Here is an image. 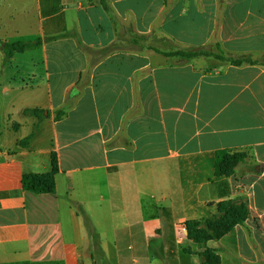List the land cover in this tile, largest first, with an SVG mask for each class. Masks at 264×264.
Wrapping results in <instances>:
<instances>
[{
	"label": "crops",
	"instance_id": "obj_1",
	"mask_svg": "<svg viewBox=\"0 0 264 264\" xmlns=\"http://www.w3.org/2000/svg\"><path fill=\"white\" fill-rule=\"evenodd\" d=\"M104 1L114 23L102 0H87V7L84 0H36L33 41L41 46L9 60L0 51V264H191L188 257L203 264L201 256L184 253L199 249L180 227L214 215L222 200L245 201L248 217L207 247L219 264H264V188L257 189L264 180V67L217 61L224 67L210 78L187 61L151 51L100 56L116 39L113 27L121 32L128 17L138 35L151 34L156 24L168 32L174 24L167 18L181 7L171 5L177 0H147L139 8ZM210 1L188 7L213 13L219 5ZM241 6L246 18L235 15L227 30L207 31L198 43L214 35L223 55L264 57V36L255 33L264 19ZM169 38L173 49L192 47ZM59 110L65 115L56 120ZM221 150L247 152L248 164L210 183L209 163ZM52 155L54 193L23 191L21 177L49 173ZM184 170L191 174L187 196Z\"/></svg>",
	"mask_w": 264,
	"mask_h": 264
},
{
	"label": "rangeland",
	"instance_id": "obj_2",
	"mask_svg": "<svg viewBox=\"0 0 264 264\" xmlns=\"http://www.w3.org/2000/svg\"><path fill=\"white\" fill-rule=\"evenodd\" d=\"M168 1L169 0H167V2ZM214 1L218 2V4L216 2V5H219V8L218 10H215L212 13L210 9H207V10L198 9L197 12H195L193 9H189L188 7V5H211L210 0H177L175 3L171 5H181V7L176 13H172L171 16L167 18V22L172 23L174 25L170 27L168 32H166L164 29L159 27L157 24L154 25L152 32L150 34L151 41L154 43H159L161 46L159 48L165 51L168 49H173L172 47H170L171 46L170 41H172V39L169 38V36H171L172 38L176 39V41L186 40L187 42L186 44L192 46V47L187 46V48L179 47V50H198V49L201 50L202 49L205 51H212L217 54H222L219 50H217V48L215 47L216 45L214 46V43H215L214 35L210 36V39L208 40V42L203 43V44L198 43L201 40H204V38L206 37L205 32L215 31L216 33L217 32L219 33L220 27L222 25H224L225 30H227L230 27L231 23L233 22L235 15H237L239 20L246 18L245 6H241V5H250L251 10H253L254 14L257 15L260 12L261 17H263L264 19V0H214ZM167 2H166V5H170V3H167ZM102 3L106 4V2L102 0L101 7L103 8ZM82 4L84 7H87L88 6L87 0H84ZM147 4H148L147 0H137V1L127 0L126 2L123 3V5H138L137 8L143 5H147ZM36 5H37L36 0H0V38L6 39L10 43L27 41V40H30V42H32L34 38L37 37L38 35L37 30L39 29ZM68 5L69 4L65 2L63 7L67 8ZM225 5H233V6L226 8ZM236 5H239V6L237 7ZM107 6L108 8H110L109 5ZM169 13H171V11L169 8H167L164 11L163 17H167ZM222 13H225L227 15H224V18H222L221 16ZM106 14L108 15L107 12ZM108 17L110 19L109 15ZM113 19H116V17L113 16ZM128 28L131 29L133 32H135L134 31L135 26L133 24V20L131 19V17L127 18V29ZM113 30L114 32L116 31V33L120 32L118 27H113ZM133 32L129 31V34H128L132 36V39H134ZM255 33L264 36V23L260 22V26L258 28H255ZM173 43L176 44L175 42ZM1 50L3 49L0 46V51ZM49 60H50L49 75L51 78V82L53 84V79L55 75V66L51 63L53 62L52 54L49 55ZM159 60L166 61L163 58H160ZM196 60H200V62L194 63L193 60L191 61L187 60V62L192 64L194 68L201 70L202 73H205L206 75L207 74L210 75V78H213L216 75L215 70H219L220 68L224 67L220 63H217V61L219 60L214 59L212 57L211 58H197ZM167 61H184V60L176 59V58H169L167 59ZM155 62L156 61L154 60L153 63ZM40 70H41V66L39 67L38 71ZM220 72L221 71H219V73ZM40 87L43 89L44 92L46 91L44 85L41 84ZM32 92L36 93L35 90H33ZM15 119H17V117H15ZM201 159L202 157L194 158L191 161L201 160ZM245 163L248 164V162H245ZM209 165H210L209 174L213 175V165L211 164V161ZM187 173H188L187 171L185 170L183 171L184 190H185L186 196L190 193V190H191V187H190L191 182L189 183V180L187 179V178H191V174H187ZM212 178H209L210 183H215V181H217L218 179L214 177V175L212 176ZM210 187L211 186L201 188L199 193L202 194V196L209 195L210 189H211ZM261 188H264V180L261 181L260 184L257 186V189H261ZM187 205H188V202H187ZM190 205L192 206L193 203H190ZM195 209L199 211L198 206H196ZM201 211L203 212L202 208H201ZM211 216H213L212 213L208 215L202 214L203 220ZM181 257H184V256L181 255ZM188 259L191 261V264H194L195 258L188 257ZM157 260L159 259L157 258ZM159 261L161 262V260Z\"/></svg>",
	"mask_w": 264,
	"mask_h": 264
},
{
	"label": "trees",
	"instance_id": "obj_3",
	"mask_svg": "<svg viewBox=\"0 0 264 264\" xmlns=\"http://www.w3.org/2000/svg\"><path fill=\"white\" fill-rule=\"evenodd\" d=\"M104 10L113 20V12L108 8V4L102 3ZM127 27L122 28L121 32L116 33V39L112 44L98 51L100 56H107L117 51L141 50L151 51L165 58L183 59L184 61L197 58H214L222 62H226L234 67L242 66H262L264 67V57L255 58L252 56L233 57L230 55L217 54L212 51L205 50H177L168 49L161 50L151 41V35H138L134 33V39L128 35ZM116 32V31H115ZM41 46L40 40L20 41L5 44L3 47L4 60L11 59L16 54H22L27 51L38 49ZM217 48V46H215ZM217 50H219L217 48ZM24 114H30L36 118H41L43 112L39 110H26ZM65 113L62 110L56 111V120H59ZM33 133L18 143L19 147H23L32 138ZM249 159L248 153L245 151L221 150L213 154V173L216 178H229L234 174L236 167L245 163ZM51 170L49 173L36 175H23L20 180V187L23 191L38 194L51 195L54 193V177L58 171L55 155L50 159ZM215 214L204 220H188L185 223V238L198 247L199 251L192 252L189 249L184 253L190 255H198L204 259L203 264H219L220 257L213 249L207 247L208 242L221 239L230 233L235 226L242 224L248 217V207L245 201L222 200L214 205Z\"/></svg>",
	"mask_w": 264,
	"mask_h": 264
},
{
	"label": "built area",
	"instance_id": "obj_4",
	"mask_svg": "<svg viewBox=\"0 0 264 264\" xmlns=\"http://www.w3.org/2000/svg\"><path fill=\"white\" fill-rule=\"evenodd\" d=\"M180 229H181L182 232L185 231V225H182V226L180 227Z\"/></svg>",
	"mask_w": 264,
	"mask_h": 264
},
{
	"label": "water",
	"instance_id": "obj_5",
	"mask_svg": "<svg viewBox=\"0 0 264 264\" xmlns=\"http://www.w3.org/2000/svg\"><path fill=\"white\" fill-rule=\"evenodd\" d=\"M184 235H185V233H184Z\"/></svg>",
	"mask_w": 264,
	"mask_h": 264
}]
</instances>
